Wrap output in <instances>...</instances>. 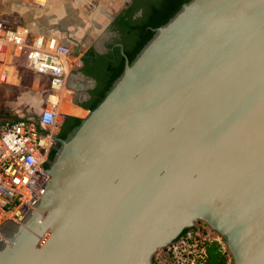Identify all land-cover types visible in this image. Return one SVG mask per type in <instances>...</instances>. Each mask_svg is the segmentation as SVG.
Wrapping results in <instances>:
<instances>
[{
	"label": "water",
	"instance_id": "obj_1",
	"mask_svg": "<svg viewBox=\"0 0 264 264\" xmlns=\"http://www.w3.org/2000/svg\"><path fill=\"white\" fill-rule=\"evenodd\" d=\"M67 20L26 28L79 56L92 43ZM151 31L131 60L110 49L120 74L51 136L45 192L0 226V264H154L199 224L232 264H264V0H188Z\"/></svg>",
	"mask_w": 264,
	"mask_h": 264
},
{
	"label": "built area",
	"instance_id": "obj_2",
	"mask_svg": "<svg viewBox=\"0 0 264 264\" xmlns=\"http://www.w3.org/2000/svg\"><path fill=\"white\" fill-rule=\"evenodd\" d=\"M46 4L47 0H0V85H8V67L19 59L28 71L47 77L51 91L66 85L75 64L71 47L58 38L31 34L26 22L8 26L2 19L3 13L12 12L23 22L22 6L33 11L43 10ZM62 116L54 109H43L35 118L0 121V226L8 220L20 222L44 194L49 175L41 165L53 144L51 136L56 139L60 132ZM209 231L204 225L185 231L157 253L154 264H203L206 245L218 241Z\"/></svg>",
	"mask_w": 264,
	"mask_h": 264
},
{
	"label": "crops",
	"instance_id": "obj_3",
	"mask_svg": "<svg viewBox=\"0 0 264 264\" xmlns=\"http://www.w3.org/2000/svg\"><path fill=\"white\" fill-rule=\"evenodd\" d=\"M80 1L81 0H73V2H71V5H70L69 3H67V1H63V0H48L47 6H49V8H50V6L52 7V8H50V12H52V15H53L52 18H48L45 15V13L48 9L47 6L43 10L37 9V10L31 11V13H29V9H31V8L26 9L22 6L19 9V13L23 14V16H24L23 22H22V20H18V18L16 19V16L13 15L12 12L10 14L3 13L2 19L8 24V26H12L15 23L24 24V22H26L24 24L26 27V25H28V22H31L33 20V17L37 16V19H38V14H39V17L40 16L45 17V23H43V25H45L44 29H47L48 31H50L49 29H51L55 24L64 21L65 17L69 16L71 20H69L70 22L67 20V23L70 26V28H72L73 26H78L80 28L82 25V22L78 18L82 17L84 19L82 12H80V17L78 16L79 9L81 6V5H78V4H80ZM103 1H104V3H103ZM123 1H124V7L127 8L130 5V0H123ZM101 2L103 4H105L106 8L109 9L110 11L117 8V6H120L119 0H101ZM14 9L13 10L11 9V11H14ZM57 10H58V12H57ZM17 11H18V9H17ZM44 11H45V13H44ZM6 16L8 17L7 21L5 20ZM88 22L89 21H87V23ZM93 22H95L96 25H93V23H92L93 26L91 28L94 27L93 32H98V33L96 34V36L94 38L92 37L94 42L91 44V47H89V50L83 51V53L79 56H77L73 53V56L75 57L76 61H75L73 70H71V72L68 75V78L66 80L67 91H66L64 96L62 95L63 98H62V96L60 97V101L63 100L62 101L63 102V108L62 109L65 108L64 110H67L66 106H68V104H69L70 107H72V109L74 110L73 115H68L65 117H73V118H77V119L83 118V116H80V114L82 112L85 113L89 109H91L94 106V104L97 102L100 93L104 90V84L99 83V81L97 79L96 71L101 67L99 56L107 54L109 57H111V50L109 49L108 44L110 42V38H111L112 34L110 33V31L104 30L105 29L104 27H106V25L108 23H106V25H105L99 20H98V22H96V21H93ZM48 25H52L51 28L47 27ZM82 27H83V30L81 33V39H82V37H84L87 25H82ZM98 27H99V29H98ZM91 28H89V29H91ZM37 29H38V26H37ZM92 39H90V40H92ZM14 67H16V72H17L16 75L18 77L17 85L16 86L0 85V86L18 87L19 85H21L23 80H22L20 72H22L21 70L28 71L25 68L24 60H22L21 62H16L14 64ZM33 75H35V77L38 79L37 81L34 80L33 83L37 82V84L40 85L39 83H40V80L42 79L43 83L45 82L46 83L45 85L48 86L47 77H44V76H41V75H38L35 73H33ZM43 83H42V85H43ZM24 98H25V100L23 101L24 103H22V105H24L23 107L28 108L29 104L38 103V101H36V99L34 100L31 95H29L28 97H24ZM20 101H22V99ZM66 103H68V104H66ZM47 104H48L47 108L49 106L51 107V105H53L52 107L54 108V107H56L55 105H58L59 103L49 104L46 101L45 106ZM64 105H66V106H64ZM15 107H16L15 109L18 108L17 106H15ZM5 109H6V107L2 106L0 103V121L24 119V118H35L39 115L38 114L37 116H35L32 114V112H29L28 110L22 111L20 109H19L20 113H18L17 110H16L17 112H12L13 109L10 107L9 112L11 113V115L10 116H4V115H2V113L5 112L4 111Z\"/></svg>",
	"mask_w": 264,
	"mask_h": 264
},
{
	"label": "rangeland",
	"instance_id": "obj_4",
	"mask_svg": "<svg viewBox=\"0 0 264 264\" xmlns=\"http://www.w3.org/2000/svg\"><path fill=\"white\" fill-rule=\"evenodd\" d=\"M63 1H67V3H69L70 5H71V2H73V0H63ZM103 3H104V1H103ZM103 3L101 2V0H81L80 4H78V5H81L80 9H79L78 16L80 17V12H82V14L84 16V19L82 17L78 18V19H80V21L82 22V25H87L86 32L84 34V39H86V40L92 39V37L94 38L96 36V34L98 33V32H93L94 27L91 28L93 26L92 25L93 21L98 22V20H99L105 25H106V23L109 24L108 20L110 19V16L113 17L115 15V13H118L124 5V1L119 0L120 6H117V8L110 11L109 9L106 8L105 4H103ZM47 7H48V9H47L46 13H45V11H44V13H45L46 17L52 18L53 15H52V12H50V8H52V7L51 6H50V8H49V6H47ZM100 10H102L103 13H98V12H100ZM57 12H58V10H57ZM136 18L138 19V17H136ZM136 18L132 22L136 23L138 21V20H136ZM139 18L141 19V17H139ZM7 19H8V17L6 16L5 20L7 21ZM87 21H89V22L87 23ZM108 24L106 25V28H107ZM82 25H81L80 29H79V27L78 28H75V27L70 28L69 25L67 27L70 30L76 31L77 37L80 38L82 30H83ZM89 28H91V29H89ZM98 29H99V27H98ZM89 31H92L93 35L91 34V36H87L86 34ZM124 38H126V37L124 36ZM89 47H91V46H89ZM89 47L86 50H89ZM21 61H22L21 59L17 60V62H21ZM21 71L22 72H20V73H21V77L23 80L21 85H19L18 87L0 86V103L2 106L6 107V109L4 110L5 112L2 113V115L10 116L11 115V113L9 112L10 107L13 109L12 112L18 111V113H20L19 112V109H20L22 111L28 110L29 112H32L33 115H38L42 112L43 109H47L48 104L45 106L46 101L49 104H51V103L57 104L60 102V97L57 95V93L51 91L49 85L48 86L45 85L46 83L45 82L43 83L42 79L40 80V83H39L41 85L40 86L37 84V82L33 83L34 80L37 81L38 79L35 77V75H33L32 72H29L26 70H21ZM16 73H17L16 67L13 66L12 70H11V76H10L11 78L7 82L8 85H12V86L17 85L18 77H17ZM106 80H107V78L103 82L104 86L106 84ZM42 83H43V85H42ZM29 95H31L34 100L36 99V101H38V103H36V104L31 103V104H29L28 108L23 107L24 105H22V103H24L23 102L25 100L24 97H28ZM21 99H22V101H20ZM15 106H17L18 108L15 109L16 108ZM52 106L53 105H51V107L49 106L50 108L48 107V109H54ZM55 106H58V105H55ZM64 106H66V105H64ZM67 107L68 106H66V109H68ZM64 109H63V111H66ZM86 114H87V112H85V113L82 112L80 114V116L85 117ZM202 226L203 225H197L196 227H197V229H199ZM215 237H217V235H215Z\"/></svg>",
	"mask_w": 264,
	"mask_h": 264
},
{
	"label": "trees",
	"instance_id": "obj_5",
	"mask_svg": "<svg viewBox=\"0 0 264 264\" xmlns=\"http://www.w3.org/2000/svg\"><path fill=\"white\" fill-rule=\"evenodd\" d=\"M187 1L188 0H155L154 3H148L143 11L144 13L141 19L132 25L124 21V17H121L119 23L125 26L129 31H135L136 33L133 48L131 51L126 52L127 58L131 60L151 38V30L165 24L179 10L180 6ZM117 60V65L109 70L110 74L106 80L104 90L100 93L98 99L122 71L124 60L120 55H118ZM66 120L72 122L69 129H72L79 122V119L73 117H66ZM203 262V264H232L231 257L227 253L219 237L218 241H211L206 245Z\"/></svg>",
	"mask_w": 264,
	"mask_h": 264
},
{
	"label": "flooded vegetation",
	"instance_id": "obj_6",
	"mask_svg": "<svg viewBox=\"0 0 264 264\" xmlns=\"http://www.w3.org/2000/svg\"><path fill=\"white\" fill-rule=\"evenodd\" d=\"M155 0H130V5L126 8L123 7L120 9L118 13H115L113 16V20H108L109 24L106 30L110 31L112 34L110 38V42L108 44L109 49L115 47L116 44L121 43L124 46L125 52L131 51L134 46V39L136 36L135 31H129L125 26H122L119 23V19L124 17V21L128 22L129 24H133L132 22L135 20H139V17H142L144 9L147 7L148 3H154ZM131 10V11H130ZM131 12V13H130ZM52 25H48L47 27L51 28ZM124 36L126 38H124ZM115 57L111 55L109 57L107 54L99 56L100 65L101 67L96 71L97 79L100 84H104L106 78L109 76V70L113 69L114 66L117 65L118 59V49H114ZM111 65V67H110ZM37 116V115H35ZM72 125L71 121H67L66 117L63 119V123L60 129V132L57 138H64L66 134L70 131L69 127ZM200 225V224H199Z\"/></svg>",
	"mask_w": 264,
	"mask_h": 264
},
{
	"label": "bare ground",
	"instance_id": "obj_7",
	"mask_svg": "<svg viewBox=\"0 0 264 264\" xmlns=\"http://www.w3.org/2000/svg\"><path fill=\"white\" fill-rule=\"evenodd\" d=\"M48 5V0H47V4H46V6ZM45 6V7H46ZM44 7V8H45ZM98 13H103V11L102 10H100V12H98ZM51 14V13H50ZM63 24V23H62ZM35 25H37V23H35ZM93 25H96V23L95 22H93ZM38 26V29L40 30L41 28L39 27V25H37ZM68 25H66V24H64V25H61V29L62 30H64V31H67L68 32V34H69V37H70V39H72L73 41H75V42H81V43H83V41H87L86 39H84V37H82V39H81V37L80 38H78L77 37V35H76V31H74V30H70L68 27H67ZM34 26L33 25H31V22H28V28H32V29H34L33 28ZM78 28V26H73V28ZM80 29V28H79ZM45 30H47V29H43V33H45ZM50 30V29H49ZM60 30V29H59ZM69 30V31H68ZM40 32H41V30H40ZM87 33H89V35L88 36H91V34H92V31H89V32H87ZM39 36V35H38ZM41 36V35H40ZM60 37V36H59ZM54 38H58L57 36H54ZM89 41H91V43H93L94 41H93V39L92 40H88L87 42L89 43ZM90 43V44H91ZM71 49H73V47L71 46ZM73 58L75 59V57L73 56ZM75 61H76V59H75ZM7 64H10V60L9 61H7ZM12 67L13 66H9L8 67V71H9V75H8V78H7V81L6 82H8V80H9V78H10V76H11V70H12ZM73 67H74V65H72V67L69 69V74H70V72H71V70H73ZM67 78H68V76H67ZM67 78H66V80H67ZM66 91H67V87H66V85L65 86H62L60 89H59V91L58 92H55V93H57V95L59 96V97H61L62 95L64 96L65 95V93H66ZM63 96H62V98H63ZM63 101V100H62ZM62 101H60L59 102V104H58V106H56V107H54V110H55V112H57V113H60V114H62L63 116L62 117H65V116H67V115H73V113H74V110L72 109V107H70V105L68 104V103H66V104H68V109L66 110V111H63V102ZM48 109V108H47ZM20 222H18L17 224H19ZM210 232V231H209ZM212 235H213V237H215V233H213V232H210ZM215 238H217L218 239V237H215Z\"/></svg>",
	"mask_w": 264,
	"mask_h": 264
}]
</instances>
